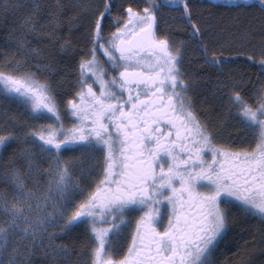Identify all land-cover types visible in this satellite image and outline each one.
Segmentation results:
<instances>
[{
  "label": "snow or ice",
  "instance_id": "1",
  "mask_svg": "<svg viewBox=\"0 0 264 264\" xmlns=\"http://www.w3.org/2000/svg\"><path fill=\"white\" fill-rule=\"evenodd\" d=\"M21 7L0 50V264H264V0H0V18Z\"/></svg>",
  "mask_w": 264,
  "mask_h": 264
},
{
  "label": "trees",
  "instance_id": "2",
  "mask_svg": "<svg viewBox=\"0 0 264 264\" xmlns=\"http://www.w3.org/2000/svg\"><path fill=\"white\" fill-rule=\"evenodd\" d=\"M14 3H20L21 5H24L25 0H13ZM43 2L47 5H51L54 3V0H43ZM256 2L258 3V0H256ZM198 6H199V0H197ZM24 7H21L17 10H15L14 12L10 13L7 17V19H3L0 18V50H4L5 49V41H9V36L8 33L11 29H13L14 27H16V20L17 18L21 17L24 14ZM166 12H178V9H172V10H165ZM212 14L213 16H216L220 11H223L222 9H212ZM202 20H206L209 24H214L216 23V21L208 19L207 15L201 16ZM165 21L168 23H172L171 21V16H166L165 17ZM162 26H164V23L162 22ZM172 28H173V33L175 35V38L177 41H185L186 42V46L184 49V56H185V64L184 67L187 68V62L189 60V57H193L195 55L193 48H194V42H188V38L186 35H184V33L187 31V29L184 27L183 23L181 21H176L175 23H172ZM9 43H11L9 41ZM33 43H44L43 41H33ZM60 54H58L59 56ZM69 56H71V54H68ZM80 55L79 52H77L75 54L76 58H78ZM194 63H197L196 61H193ZM64 63V60L61 59V64ZM240 68L243 69H247L249 72H251L252 78L255 79L256 78V72L254 68H249L248 65L243 61H239L238 62ZM237 67V65L234 64H227L226 65V69L227 68H234ZM72 68V63L71 60H69V70H71ZM207 71V69H206ZM211 73L213 75H215V69H211ZM74 79V77L69 76L68 80L72 81ZM70 86V84H69ZM211 92H212V84L210 82L207 81H203L201 80L200 83L197 85L196 87V94H197V100L199 101L200 99H204L205 96L208 97L206 103L209 105L213 106V110H212V115L215 116V113L217 111H222L218 105H214V101L212 99L211 96ZM8 102L3 100L2 96H0V106L6 105ZM13 108L15 107L14 105L12 106ZM228 127L231 129V131L233 132V134H238L237 133V128L233 127L231 125V123L228 124ZM46 167V165H45ZM61 240H63L64 242H67L68 238L67 237H60ZM222 248H224V255L222 257V259H227L229 256V252L231 250L230 246L225 248L222 245ZM256 264H260V260L262 259L261 256L256 255L254 257ZM34 264H47V258L46 257H42L37 255L34 258Z\"/></svg>",
  "mask_w": 264,
  "mask_h": 264
},
{
  "label": "flooded vegetation",
  "instance_id": "3",
  "mask_svg": "<svg viewBox=\"0 0 264 264\" xmlns=\"http://www.w3.org/2000/svg\"><path fill=\"white\" fill-rule=\"evenodd\" d=\"M100 59L103 60L104 57H103V56H102V57L100 56ZM70 123H71V121H66V126H67L68 124H70Z\"/></svg>",
  "mask_w": 264,
  "mask_h": 264
},
{
  "label": "rangeland",
  "instance_id": "4",
  "mask_svg": "<svg viewBox=\"0 0 264 264\" xmlns=\"http://www.w3.org/2000/svg\"><path fill=\"white\" fill-rule=\"evenodd\" d=\"M100 56H101V55L98 53V57H99V58H100ZM101 57H102V56H101ZM68 154H70V153H65V155H68Z\"/></svg>",
  "mask_w": 264,
  "mask_h": 264
}]
</instances>
